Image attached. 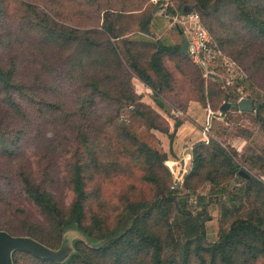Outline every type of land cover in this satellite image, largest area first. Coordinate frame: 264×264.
<instances>
[{"label":"trees","instance_id":"1","mask_svg":"<svg viewBox=\"0 0 264 264\" xmlns=\"http://www.w3.org/2000/svg\"><path fill=\"white\" fill-rule=\"evenodd\" d=\"M186 6L240 74L232 84L205 81L181 53L182 33L168 26ZM166 60L214 118L225 103L239 111L244 93L253 106L245 123L201 127L187 169L169 161L181 121L171 131L160 113L174 85ZM142 128L166 136L167 153L140 140ZM230 135L246 142L243 155ZM255 136L264 148V0H0V230L51 249L79 231L85 241L63 264H264ZM17 194L32 212L14 206ZM213 205L225 226L210 241ZM12 260L58 264L20 251Z\"/></svg>","mask_w":264,"mask_h":264},{"label":"rangeland","instance_id":"2","mask_svg":"<svg viewBox=\"0 0 264 264\" xmlns=\"http://www.w3.org/2000/svg\"><path fill=\"white\" fill-rule=\"evenodd\" d=\"M175 31V30H174ZM173 37L176 39V41H180L179 36L176 32H173ZM218 65V71L224 80L228 81L229 79H233V76L235 75L234 69L231 71H227L223 66V61H217ZM165 66L171 73L173 79H174V85H173V91L170 93H167L164 98L166 111H160V113L167 119V121L170 124L171 131L174 129V121L180 120L181 124L180 126L175 130V137H174V144L177 147V155H174L173 157L169 155V161L170 164L175 166L180 165L183 160L179 158V153L182 151V147L192 145L196 143L195 141L197 139H203L204 134L202 132L201 127H207L209 131H213L215 129V125L220 126V129L226 130L230 129L231 125L234 123H245V121H249L250 119L244 117L242 114L238 113V111H235L233 108H228L226 111V117H213L212 113L208 112L207 110L203 109L194 94L193 88L191 87L188 79L181 74H179L176 69L174 68V65L170 61H165ZM223 66V67H222ZM134 87L136 92L142 94L143 99L142 101L145 103H150L153 105L149 98L148 89H146L142 84H140L137 80H133ZM137 83L140 86H136ZM140 87H143V90L140 89ZM246 94L244 93L241 98H246ZM154 107V105H153ZM229 116L231 119L228 120ZM212 129V130H211ZM138 137L143 142L147 143L150 147L155 148L159 151L166 152L168 151V139L166 136L160 135L155 132L147 131L146 129L142 128L139 130ZM177 140V141H176ZM176 141V142H175ZM228 144L230 147L235 149L238 153V155H243L246 152L247 144L244 140L234 137L230 135L227 139ZM254 143L258 145L256 147V151L253 150L254 155H258L260 158V155L262 156V151L264 150L262 146L263 139L259 136H255V139L253 140ZM255 145V144H253ZM256 146V145H255ZM250 158V155H248ZM256 160V159H255ZM250 161H254V158H250ZM188 168V165L186 166V169ZM244 171L249 172L252 176L259 177V173L256 170L250 169L248 166H244ZM250 169V170H249ZM207 190V188H206ZM206 190L204 193H206ZM58 199L66 204L68 203L70 199V195L68 192L58 190L56 192ZM16 199L13 201L15 207H19L24 209L27 212H32V206L30 203L23 198L21 195L17 194ZM209 215L210 220L206 223L207 227V234L208 239L210 241H213L216 239L218 233L220 230L225 226L223 223L222 218V211L220 209V206L213 205L209 207Z\"/></svg>","mask_w":264,"mask_h":264},{"label":"water","instance_id":"3","mask_svg":"<svg viewBox=\"0 0 264 264\" xmlns=\"http://www.w3.org/2000/svg\"><path fill=\"white\" fill-rule=\"evenodd\" d=\"M190 11L191 8L187 6L183 9L185 14ZM180 50L183 55L188 56L186 41L183 40ZM228 108L229 104L225 103L220 108V111L225 112ZM238 108L242 112L253 111L251 102L246 98L239 99ZM239 173L248 178V175L244 171H240ZM76 240L85 241L79 231L68 229L62 234L59 247L57 249H51L31 237L12 236L6 231L0 230V264H13L12 254L16 251L25 252L37 258L63 264L75 253L74 241Z\"/></svg>","mask_w":264,"mask_h":264},{"label":"built area","instance_id":"4","mask_svg":"<svg viewBox=\"0 0 264 264\" xmlns=\"http://www.w3.org/2000/svg\"><path fill=\"white\" fill-rule=\"evenodd\" d=\"M166 5L164 4L165 7ZM169 20L168 28H175L182 33V39L187 42L188 57L193 64L201 68L205 81L224 80L218 71L217 65L220 53L212 44L211 38L204 29L196 11L192 9L184 16L176 13L174 16L169 17ZM223 66L227 71L234 69L232 63L227 60L223 61ZM237 75L240 76L236 73L233 79L227 81L228 84H232ZM240 112L239 110L238 113Z\"/></svg>","mask_w":264,"mask_h":264},{"label":"crops","instance_id":"5","mask_svg":"<svg viewBox=\"0 0 264 264\" xmlns=\"http://www.w3.org/2000/svg\"><path fill=\"white\" fill-rule=\"evenodd\" d=\"M136 86H140L138 83H137V85ZM140 89L141 90H143V87H140ZM138 93V92H137ZM148 93H149V91H148ZM140 94V93H139ZM151 100V99H150ZM152 102V101H151ZM153 103V102H152ZM147 104H150L149 102L147 103ZM151 105V104H150ZM151 106H153V105H151ZM177 141V140H176ZM175 141V142H176ZM198 141H201V139H197L195 142H198ZM193 145V144H192ZM192 145H189V146H183L182 147V151H181V153H179V158H180V161H181V159L183 160V163H184V167H185V169H186V166L188 165V167L190 166V148H191V146ZM177 147H178V145L176 146L175 144H174V142H173V144H172V150H173V154L174 155H177Z\"/></svg>","mask_w":264,"mask_h":264}]
</instances>
